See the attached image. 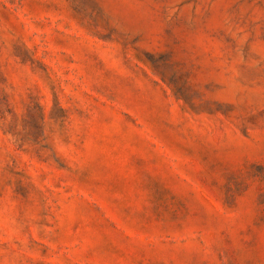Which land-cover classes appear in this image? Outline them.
Listing matches in <instances>:
<instances>
[{"label": "rangeland", "instance_id": "1", "mask_svg": "<svg viewBox=\"0 0 264 264\" xmlns=\"http://www.w3.org/2000/svg\"><path fill=\"white\" fill-rule=\"evenodd\" d=\"M0 264H264V0H0Z\"/></svg>", "mask_w": 264, "mask_h": 264}]
</instances>
